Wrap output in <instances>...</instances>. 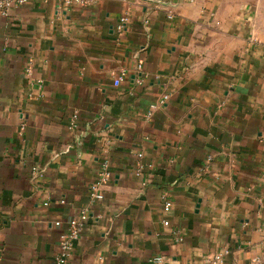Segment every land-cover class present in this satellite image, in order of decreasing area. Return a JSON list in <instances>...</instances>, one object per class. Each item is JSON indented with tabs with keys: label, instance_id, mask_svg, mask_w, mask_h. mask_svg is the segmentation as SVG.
I'll list each match as a JSON object with an SVG mask.
<instances>
[{
	"label": "crops",
	"instance_id": "1",
	"mask_svg": "<svg viewBox=\"0 0 264 264\" xmlns=\"http://www.w3.org/2000/svg\"><path fill=\"white\" fill-rule=\"evenodd\" d=\"M67 1L0 13V264H264V0Z\"/></svg>",
	"mask_w": 264,
	"mask_h": 264
},
{
	"label": "built area",
	"instance_id": "2",
	"mask_svg": "<svg viewBox=\"0 0 264 264\" xmlns=\"http://www.w3.org/2000/svg\"><path fill=\"white\" fill-rule=\"evenodd\" d=\"M27 2V0H0V13L4 16H9L10 11L16 7H19L21 5H24ZM83 2V0H70L67 1V3L70 5L72 3H80ZM120 29H122L120 27ZM142 155H139L141 157ZM109 164L108 162H105L103 165L104 172L101 174L100 178L96 181V183L93 185V196L96 199H103V194L101 193V187L104 185L109 179L110 174L108 172ZM143 169L142 165H139L138 173H140ZM35 173L42 174L41 171H39L37 168L33 169ZM45 205H49L48 203H45ZM164 213L168 215L172 210V203L168 200L164 202L163 205ZM87 220V216L83 215L80 220H71L68 222L67 230L61 235V242H60V253L55 259L54 264H65V262L69 259L71 256L72 250H73V242L78 239V237L81 235L84 224ZM55 225L57 227L62 226L61 222H56ZM164 225L169 226L170 222L168 220H164ZM175 235L178 239V241L183 240V232L182 231H175ZM227 253V252H226ZM2 251L0 250V259L2 258ZM222 256H217L214 259V263L221 262ZM154 264H163V257H156L153 260Z\"/></svg>",
	"mask_w": 264,
	"mask_h": 264
}]
</instances>
